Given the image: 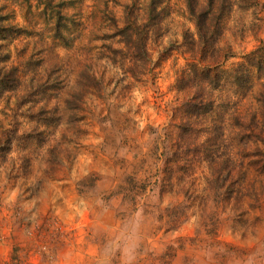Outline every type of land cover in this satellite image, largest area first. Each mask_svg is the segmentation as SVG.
<instances>
[{
    "label": "rangeland",
    "instance_id": "obj_1",
    "mask_svg": "<svg viewBox=\"0 0 264 264\" xmlns=\"http://www.w3.org/2000/svg\"><path fill=\"white\" fill-rule=\"evenodd\" d=\"M214 5L0 0V264H264V0Z\"/></svg>",
    "mask_w": 264,
    "mask_h": 264
},
{
    "label": "trees",
    "instance_id": "obj_2",
    "mask_svg": "<svg viewBox=\"0 0 264 264\" xmlns=\"http://www.w3.org/2000/svg\"><path fill=\"white\" fill-rule=\"evenodd\" d=\"M217 1L219 3V0H210L207 3L208 9L199 11L198 0H188V9H189L190 15L193 18H195L194 20L196 21V26L198 28V32L200 33V39L202 37L203 44H207L210 41L213 42V44L211 45L212 49H213V46L216 42V34L219 33V30H220L218 22H216L217 18H216L215 11H214L215 10L214 4ZM214 26H216L217 31L212 30V27H214ZM213 29H215V28H213ZM0 32H1L0 38H4L3 34L5 32H7V29H1ZM215 64H218V63H215ZM217 68H218V66L214 67L213 71H215ZM8 75H10V74H5L3 77L7 78V77H9ZM207 76H209L208 78H209L210 82L213 79H214L213 81H215L216 77H212L211 75H207ZM3 77H0V95L2 94L3 90H5V88H7L8 85L11 86L10 81H12V78H11V80L1 82ZM6 82L8 83V85ZM9 88H11V87H9Z\"/></svg>",
    "mask_w": 264,
    "mask_h": 264
}]
</instances>
